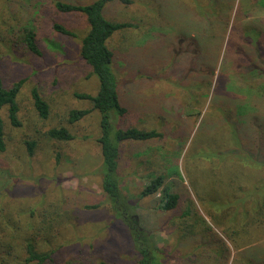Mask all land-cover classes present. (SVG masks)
Returning <instances> with one entry per match:
<instances>
[{"label":"rangeland","instance_id":"1","mask_svg":"<svg viewBox=\"0 0 264 264\" xmlns=\"http://www.w3.org/2000/svg\"><path fill=\"white\" fill-rule=\"evenodd\" d=\"M182 1L133 0L113 7L137 26L122 29L111 39L130 110L122 121L164 132L162 138L119 143L120 190L160 264H224L212 244L218 235L231 248L229 264H242V248H249L251 255L264 250V216L241 231L246 216H239V204L231 203L244 204L237 195L238 185L253 174L257 177L264 165L243 168L239 156L230 157L239 147L228 139L222 121L221 107L226 103L222 92L234 94L240 119L254 112L264 121V39L251 30L255 27L264 36V0H223L225 8L215 23L206 16L203 20L207 13L201 3ZM53 3L0 0V73L7 87L24 80L18 94L22 126L10 127L8 108L1 111L7 132L6 148L0 150V228L19 226L20 233L18 246L11 255H0V264H23L24 238L34 226L42 229L36 228L39 249L60 247L57 262L46 264H139L141 254L130 228L101 188L105 169L97 141L101 115L92 110L75 122L68 119L71 109L92 107L75 93H96L99 86L98 77L80 56L89 24L84 14L61 13ZM56 21L75 35L57 31ZM24 26L35 28L41 53L26 46ZM187 48L195 50L188 69L171 72L173 62L182 63L181 54L188 56ZM243 61L252 71H246ZM198 73L201 80L196 86ZM34 87L50 104L47 118L33 104ZM60 125L68 126L74 138L47 136L49 128ZM26 139L37 141L33 155ZM153 173H164L165 183L181 191L177 209L155 208L161 192L141 196ZM255 175L248 194L259 185L258 180L254 185ZM225 205L232 207L226 211Z\"/></svg>","mask_w":264,"mask_h":264},{"label":"trees","instance_id":"2","mask_svg":"<svg viewBox=\"0 0 264 264\" xmlns=\"http://www.w3.org/2000/svg\"><path fill=\"white\" fill-rule=\"evenodd\" d=\"M53 1L55 9L61 13H82L86 16L89 24V30L82 38L80 45V56L91 68V74H95L99 80V86L96 84V93H75L78 98L89 100L92 103V107L73 108L70 110L68 119L70 122H75L86 116L92 110L99 111L101 115V132L97 141L99 142L100 149L103 154V162L105 166L104 174H102L101 178V188L108 200L117 210L118 215L128 224L137 251L141 254L139 264H160L159 258L151 246L147 232H145V230L139 226V222L133 216V214L128 212L129 206L126 204L123 194L121 193L120 182L118 179L120 142L124 140L145 141L148 139L162 138L164 134L163 131H160L156 128H151L144 125H126L127 123L122 121V119L124 120L126 115L129 114L130 110L128 108L127 96L124 93L125 86L119 79L118 71L121 70H117L115 65L116 53L111 46V39L120 30L127 27L137 26L135 22L125 20V18L123 19V16L118 13L117 9L113 10V7H121L123 3H126L125 6H127L128 3L132 2L133 0ZM192 1L193 0H184L181 3L189 5ZM199 3L203 5L201 7L206 8L205 12L207 14H203V20L205 16L207 17V20H209V23H215L221 19V13L225 8L223 5V0H195L194 4L200 5ZM262 4L264 5L263 1ZM110 13L115 14L111 15ZM223 19L225 27H228L230 24V19H228L227 16ZM53 27L57 31L64 34L75 35L71 29L60 22H53ZM253 29L257 32V37L264 39V36L260 31L257 30V28L252 27L251 30ZM23 32L26 46L34 53H41L36 40L37 37L35 28L32 26H24ZM194 33L195 31L190 32L191 38L193 37ZM261 42L262 41H259V46H261ZM193 44H195V41L191 39V45ZM194 51L195 50L193 49L187 48L188 56L185 57V53L181 54L182 63L173 62L171 72L174 71L176 74H179V72H183V68L187 70L189 64L194 59ZM261 52H263V56H261L262 63L264 62V50ZM196 53L198 55L199 52L196 51ZM244 55L247 57V59L252 61V58L249 55ZM170 56L172 55L170 54ZM245 56L242 55L243 59ZM254 63L252 64L261 67V63H259L260 66L257 65V62L254 61ZM243 65L244 68H246V71H252L251 69H247L245 61H243ZM207 70H211L210 66L208 65ZM261 70L264 69L261 68ZM184 77H186V74ZM199 80H201L200 74L199 78L197 79L196 86L198 85ZM23 81L24 80L21 79L15 82L11 87H7L5 85L4 78L0 73V150H4L6 148L5 138L7 132V126L1 114L2 109L4 107L8 108L10 127L19 128L22 126V120L19 116L20 105L18 102V94ZM224 92L225 90L222 93L225 97L226 103H224L221 107L223 110L222 114L224 116L222 121L226 123L227 133L229 136L228 139H232L236 146L239 147V149H237L238 153H233L232 150L230 157L233 156L235 160V157L239 156V162H241V166L243 168L252 166V163L260 164V168L264 165L261 160L264 159V121L259 117V115H257L258 113L256 114L254 112L249 113L250 115H247V117L244 119H240V116L236 114L238 113V110L233 104L234 97L232 95L234 94L225 96ZM32 99L33 104L40 116L42 118H47L50 115V104L42 95L38 87H34L32 89ZM253 120L257 121L259 124L253 122ZM119 121L122 123H119ZM46 133L51 139L70 140L74 138V134L66 125L53 126L49 128ZM25 143L27 144L29 154L33 155L35 153L37 141L35 139H26ZM234 150L236 151V149ZM262 175H264V169L258 172L257 177L255 175V178L253 179L255 180L254 185H256V180H258L257 183H259V185L258 187L256 186L254 192L253 190H250V194L247 192L249 191L248 189L250 185H252V176L250 177V180H242L241 182L243 185H238V187L240 186L237 190L239 194H236L239 195V197H242V201L240 202L244 204L242 205L241 203L236 202L231 203L233 207H235L236 204H239V216L240 214L246 216V220L241 223V231L245 230V227L251 221H259L260 217L264 216V179L261 178ZM165 182L166 175L164 173H153L152 177L142 189L141 196H148L161 192V196L156 199L155 208L164 211H172L179 207L183 196L181 191L173 190V186ZM255 191L257 192L255 193ZM245 193H247V199L244 196ZM233 198H235V196ZM225 206L227 207L225 209L226 211L232 207L231 205ZM31 213L35 214V211H32ZM40 217L41 221L45 220L43 216ZM233 218L235 219V215ZM36 228L38 230H42L39 229V227L34 226V231H30L31 235L28 234V236L24 238V256L22 263H56L57 255L59 253L58 249L60 247H55L50 250L39 249L38 244L36 243ZM19 233V226L13 225L8 229L6 227L3 228V226L0 228V255L3 254L4 256V253L5 256L12 254V251L18 246L17 242L19 240L17 236ZM231 240L233 241V238ZM212 244L218 249L217 255H223L224 264H229V259L231 258V248L227 241L218 235V237L213 240ZM234 245H236L237 248L243 246V244L237 245L235 243ZM248 249L242 248V252H239V254L242 255V264H264V250L259 249V252L251 255L248 253V251H246ZM19 262L21 261L19 260ZM9 263V261L6 262V264ZM99 264L110 263L101 261Z\"/></svg>","mask_w":264,"mask_h":264}]
</instances>
